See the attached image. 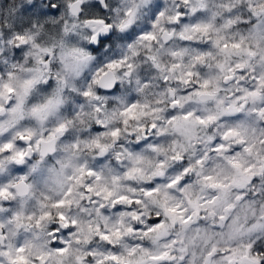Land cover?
<instances>
[{
	"label": "clouds",
	"instance_id": "clouds-1",
	"mask_svg": "<svg viewBox=\"0 0 264 264\" xmlns=\"http://www.w3.org/2000/svg\"><path fill=\"white\" fill-rule=\"evenodd\" d=\"M0 264H264V0H0Z\"/></svg>",
	"mask_w": 264,
	"mask_h": 264
}]
</instances>
